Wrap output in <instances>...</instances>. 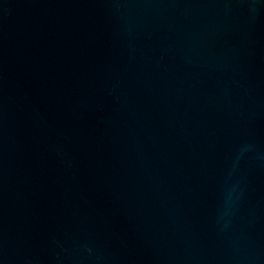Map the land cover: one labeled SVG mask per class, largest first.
Listing matches in <instances>:
<instances>
[{"label": "water", "instance_id": "1", "mask_svg": "<svg viewBox=\"0 0 264 264\" xmlns=\"http://www.w3.org/2000/svg\"><path fill=\"white\" fill-rule=\"evenodd\" d=\"M0 264H264V0H0Z\"/></svg>", "mask_w": 264, "mask_h": 264}]
</instances>
